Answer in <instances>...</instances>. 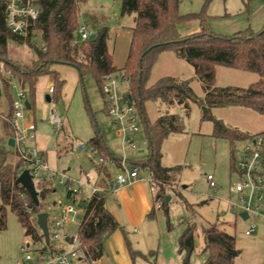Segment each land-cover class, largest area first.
<instances>
[{"label":"trees","instance_id":"trees-1","mask_svg":"<svg viewBox=\"0 0 264 264\" xmlns=\"http://www.w3.org/2000/svg\"><path fill=\"white\" fill-rule=\"evenodd\" d=\"M88 0H35L34 4L41 10V15L31 27L28 37L13 35L5 24V0H0V64L4 63L12 71L14 78L30 93L32 110L36 95V86L43 77H51L55 84L54 101L61 98L65 80L53 68L58 65L71 66L77 69L80 83L93 77L105 98V111L108 104L103 92V85L108 77L124 74L128 84V95L137 114L143 122L149 156L147 159L132 162V166L147 170L157 187V200L162 203L161 209L169 216L167 202L168 191H175L174 184L184 167L181 165L165 167L163 165V145L172 135L187 133L181 116L170 112L160 115L156 121H150L146 104L157 102L168 108L180 107L189 116L192 105H197L201 112V121L213 125L211 137L224 140L231 147V171L235 174L237 160L234 148L237 143L248 142L260 134H251L237 127L226 124L214 115L216 109L243 108L264 116V26L260 31L248 27L233 35L216 33L211 26L212 17L208 8L213 0H202L203 8L199 13L181 15V0H118L121 16L134 17L131 28L132 38L128 56L123 68L114 63L109 50L110 28L101 27L93 32L96 37L82 41L79 35L82 6ZM226 1V0H225ZM92 22L88 28L97 25L98 16H87ZM86 23V22H85ZM196 24L198 31L184 35L182 24ZM41 40V46L35 40ZM27 45L35 58L28 63L17 62L10 57V43ZM45 46L46 51H44ZM173 51L176 56L194 68L195 76L189 80L175 77H164L150 86L149 81L160 55ZM219 67L257 74L259 81L247 88L217 86ZM1 76V75H0ZM201 83L203 95L199 96L192 87V81ZM3 99L0 102V232L7 230L8 209L17 217L24 229L25 237L32 244H41L37 252L52 254L57 251V244L46 243L38 225V215L48 213L47 199L56 192L55 180L43 178L37 181L39 204H35L29 193L18 183L23 172V163L18 158L13 162L10 154H15L8 141L14 137L13 123L14 95L9 78H2ZM6 108L4 112L2 108ZM63 131V130H61ZM89 145L99 152L105 164L98 170L100 176L95 184L104 193L95 194L87 206V211L79 226V237L87 261L93 264L104 255V236L112 235L120 229L115 217L107 209V192L113 178L107 162L121 167V159L115 158L106 145L105 136L97 131L90 139ZM129 163V162H128ZM178 194L189 216L185 218V229L179 239V251L184 254L183 264H190L196 251V241L203 244V254L207 255L204 264H235L241 255L237 248L236 236L229 234L224 223L199 225L193 216L194 207L181 193ZM25 196V198H23Z\"/></svg>","mask_w":264,"mask_h":264},{"label":"rangeland","instance_id":"rangeland-1","mask_svg":"<svg viewBox=\"0 0 264 264\" xmlns=\"http://www.w3.org/2000/svg\"><path fill=\"white\" fill-rule=\"evenodd\" d=\"M202 8V0H181L179 11L181 15H187L199 13L202 11ZM208 14L212 17L210 21L211 26L218 34L233 35L248 27H251L257 32L264 26V0H213L208 8ZM89 15L98 16L99 18L96 26L93 28L89 27L90 32L93 33L101 27L110 28V39L108 42L109 50L114 57L115 65L119 69L123 68L130 48L132 38L130 27L134 24V17L126 16L123 18L121 16L120 2L118 0H88L87 3L82 6L81 25H92L91 20L87 18ZM180 29L184 35L199 30L194 23L182 24ZM34 42L38 47L41 46V40L39 38ZM9 51L11 59L17 62L28 63L35 58L33 51L27 45L11 42ZM56 67L60 68L58 71L66 82L61 93V98L55 102L56 110L63 119L64 127H62V130L63 128L64 130L60 132L61 135L59 136V132L50 126L48 122L41 123L40 120L39 122L41 124L40 126H42L43 133L54 141L58 139V137H65L63 133L66 131L64 142L59 146V159L49 152V162L51 164L57 162V171L60 174H65L73 181H85L89 178L91 182H95L99 174L97 168L90 160L92 148L89 145V141L96 135L97 131H100L105 136L109 152L115 158H126L129 162V168L132 167V162L147 159L149 150L146 142L144 125L138 114H136L135 117L137 118L139 131L128 134V136L134 140L137 150L127 149V151L124 152L121 139L117 135V128L112 124L111 118L105 111V98L102 91L97 86L95 79L93 77H88L85 79L84 85H82L77 69L66 65H58ZM188 71L195 76L194 68L191 65L185 61L179 60L173 51H167V53L155 64L149 83L157 82L160 78L167 76H179L183 79H188ZM119 75L120 74L116 75L115 78L120 79ZM48 80L49 78L46 77L41 78V84L39 86L42 88L45 84L44 82H48ZM257 81H259V76L257 74L225 67H220L217 76L218 87L239 86L246 88ZM192 82H194V90L196 89L199 96H202L203 89L201 83L197 80H193ZM117 89L120 99L128 95L127 83L120 81ZM13 95L15 98V93H13ZM36 96H38V93L35 95V99ZM42 96L46 109H49V103L45 101V95ZM35 99L34 101L37 100ZM25 100H31L28 90H26ZM122 107H124V104H122ZM1 110L5 112L6 108L3 107ZM32 111L33 110H30L29 113ZM146 111L152 122L167 111L181 116L185 122L186 131L194 138L193 148L196 151L193 155V164L188 169L189 171L184 174L186 168H188L187 166L186 168L184 167L185 162H183L184 154L189 148L188 140L182 143L184 144L183 147H181V145L176 147L179 149L176 152V156L173 155L172 158H170L168 154L169 162L166 160L167 164L173 166L181 165L184 167L180 177L174 184L175 191H168L167 193L168 197L172 198L169 204V211L173 219L175 232L182 231L183 227L185 228L182 220H185V218L189 216L184 203L178 194L175 193L178 192L183 195L185 192L180 186V180H182V178L190 182L189 184L184 183L185 185H189V189L184 195L188 203L191 205L196 204V206H194L196 211L193 215L195 216V222L200 226L206 225L215 221V215L217 214L226 218V208L232 204L237 205L239 202L238 195L231 191V186L237 183L238 178L231 171L230 144L229 159L226 161L219 152H217L214 144L211 143L217 140L213 139L211 136L205 135L212 132L213 125L210 122L201 121V112L197 105H192L189 116L178 106L168 108L157 102H148L146 104ZM41 112L39 111L38 115H40ZM238 112L241 111L229 108L219 109L214 115L228 125L246 127V129L252 133L264 131V116L253 111H243L247 113L240 114H238ZM0 133L2 134L1 130ZM177 138H183L185 140V136H172L168 141L166 147L167 151L172 149V146L174 147L173 142ZM195 138L200 139L198 144ZM203 138L206 140V143H211L212 145H209V147L204 145V150L202 152ZM54 144L56 143L54 142ZM244 145L245 142L236 144L234 148L236 159H239ZM80 147H83V149L81 150ZM9 159L15 162L18 156L17 154H10ZM106 164L109 167L112 163L109 160ZM111 168V176L114 181L118 171H116L115 167ZM83 170H85L87 174H84ZM207 174H212L214 176L217 184L215 190L210 188L206 180ZM59 180L60 178H58V181ZM58 181H55L54 186L56 192L47 199V203L50 204L47 207V212L49 214L51 234L55 230L54 218L57 216L56 211H54L55 207L52 205L54 201L64 206L73 205L78 208L77 205L72 204L67 199L65 187ZM204 201H207V203L202 205L201 202ZM1 203L0 193V204ZM255 204L261 206V213L263 214L264 201H255ZM240 207L241 204H239L238 208H235L233 212V220L235 221L232 222L233 225L231 227L233 234L236 236L237 248L241 250V255L237 258L235 264H264V224L262 215L244 220L240 217ZM227 216H229V214H227ZM82 219L83 214H80L78 217V224L82 222ZM78 224L68 226L71 235L78 233ZM253 224H256L257 230L253 235L247 236L246 231L250 229ZM7 225V230L0 232V264H17L21 261L23 258L21 248L24 244L26 245L31 242L32 250L36 252L41 249V244L34 245L30 238L25 237L24 229L19 223L16 215L10 209H8ZM225 226L226 224L224 225L226 229ZM51 242L55 243L53 240H51ZM75 264L88 263L75 262Z\"/></svg>","mask_w":264,"mask_h":264},{"label":"built area","instance_id":"built-area-1","mask_svg":"<svg viewBox=\"0 0 264 264\" xmlns=\"http://www.w3.org/2000/svg\"><path fill=\"white\" fill-rule=\"evenodd\" d=\"M35 0H5V24L9 31L18 37L26 38L30 33L32 26L38 21L41 10L34 4ZM79 35L82 41L88 40L92 35L87 25L82 24L79 28ZM46 51L45 46H42ZM0 89L3 90L2 78H9L11 90L15 93L13 102V123L15 126L14 139L15 145L13 150L23 163V171L28 170L33 177L34 183L43 178H50L58 181L65 187L66 194L72 204L77 205H59L55 206L57 216L54 218V232L50 233V241L53 240L57 244V251L52 254L36 252L32 250L31 242L24 244L21 248L23 258L17 264H75V262H87L86 255L82 250V243L79 234L71 235L65 230L68 224H78L76 217L87 211V206L92 197L98 193H104V190L95 184L85 181H73L65 174H60L53 170L46 155L37 147L30 146L31 142L36 141V126L34 122H25L26 115L29 112L26 106V89H24L12 71L5 67L4 63L0 65ZM120 79L115 76L108 77L103 85V92L108 104L107 114L112 120V124L117 128V135L121 139L122 149L124 152L129 150H137L134 140L128 136L129 133L139 131L137 125V110L131 101L129 95L120 99L118 94V84L120 81L127 83L124 74L119 75ZM48 95L51 97L49 103V123L59 133L63 127V119L56 110L54 95L55 84L49 87ZM124 104V107H122ZM4 117V112L2 115ZM83 149V148H81ZM90 160L97 169H101L105 164L104 159L99 152L92 149ZM236 177L238 181L231 186V191L238 195V203L241 204V213H247L248 218H256L262 215L264 224V213H261V206L256 205L255 201H264V136L258 135L252 140L245 143L242 153L237 160ZM140 168L133 166L128 168V160L121 159L120 171L116 179L112 183V189L117 190L122 186H131L140 179ZM206 180L212 190L217 188L215 178L212 174L206 175ZM150 184L152 191L157 195V187L151 178ZM173 189L175 187L173 186ZM25 198V196H23ZM156 207L161 209L162 203L156 200ZM232 204L233 208H238V204ZM49 225V220H48ZM79 226L81 225L78 224ZM257 230L256 224H253L246 231L247 236H251ZM50 232V227H49ZM65 243L66 248H62L61 244Z\"/></svg>","mask_w":264,"mask_h":264},{"label":"crops","instance_id":"crops-1","mask_svg":"<svg viewBox=\"0 0 264 264\" xmlns=\"http://www.w3.org/2000/svg\"><path fill=\"white\" fill-rule=\"evenodd\" d=\"M132 27H130V30ZM165 53L167 52L162 53L159 59L163 55H165ZM53 69L58 71L60 68L59 67L57 68L55 66ZM219 69L220 67L218 68V71ZM218 71H217V76H218ZM188 76H189L188 79H183L182 77H179V76L175 78L189 80V79H192L194 75H192L188 71ZM167 77H171V76H167ZM46 78H49V80L48 82H44L45 84L44 86H42V88L39 86L41 84L40 80L36 86V94L38 93V96H36L37 100L35 99L36 101H34L33 111L31 113L29 112L27 113L25 122L26 123L34 122L36 126L37 138H36V141L30 143V146H37L46 155V159L50 167L53 170L57 171L58 170L57 162L52 163V164L49 162V152L59 159L60 157V150H59L60 147L59 146L62 142H64V139L66 137V133H65L66 131H64L63 133L65 137L64 136L61 138L58 137V139H55L54 141L53 139H50L43 133L42 126H40L41 124L39 120L41 121V123L43 122L49 123V109L48 108L46 109V105L43 102L42 95H45V101H46V97L48 96L49 87L52 84H54V80L52 78L50 77H46ZM61 79H63V77H61ZM155 83L156 82H151L149 83V85L152 86ZM193 84L194 82H192V87H194ZM236 87H239V86H236ZM194 91L197 93L196 89ZM197 94L199 95V93ZM2 101H3V90L0 89V102ZM229 109H236V111H241V112H238V114L247 113L243 111H251V110L243 109V108H229ZM218 110L219 109L214 110V114ZM39 111L40 112L42 111L40 115H38ZM237 128L241 129L242 131L251 133V134L262 133V132H256V133L249 132L248 129H246V127H237ZM212 132H213V129H212ZM212 132L209 134H205V135L211 136ZM60 135L61 134L59 133V136ZM172 136H170L163 145V154H164L163 165L165 167H173V165L167 164L166 160H168L169 162V155H170V158H172L173 155L176 156V152L179 150L176 147L179 145L183 147L184 144L182 143L187 142L188 140L189 148L185 152L184 158H183V162H185L184 167L185 168L186 166L188 167L186 168V171L184 172L185 174L187 171H189L188 170L189 167L192 166L193 164V161H192L193 155L195 154V151H196L193 148L194 138L191 137L188 132L185 134L179 135L181 137L185 136V140L183 138L175 139L173 142L174 147L172 146V149L167 151L166 147L168 145V141L170 140ZM195 140L197 144L200 141L199 138H195ZM54 142L56 144H54ZM211 143L214 144L215 149L217 150V152H219V154L223 157V159L227 161L229 159V154H230L229 143L224 140H217ZM211 143H206V140L203 138L202 140L203 146L201 148L202 149L201 151L203 152L204 145L209 147V145H212ZM8 146H9V143H8ZM81 148L83 147H80V149ZM166 151H167V156H166ZM111 167H115L116 171H118L119 173L120 169L117 168V166L113 163L111 164V166L108 167V170L110 171V173L112 171ZM142 170H140L139 181L134 183L131 186H122V187H119L117 190H113L112 186H110L109 191L107 192L106 206L109 212L115 217V219L119 223L120 229L117 230L112 235L104 236V255L99 261H96L93 264H183L184 254H181L179 251V239L185 228L183 227L182 231L175 232L173 219L170 216L171 215L170 211H169V216H168L165 210L158 209L156 207L157 195L154 194V192L152 191V185L150 184L151 175L147 170H143V171ZM83 172L84 174H87L85 170H83ZM99 178L100 176L97 178L95 182H91L90 179L88 178L87 180H85V182L96 184ZM182 180H183V183H182ZM182 180H180V186L183 189V191H185L183 193V196L185 198L184 194L189 189V185H185V184H189L190 182L188 180H184V178H182ZM66 197L69 200L68 196ZM201 203L203 205V204H206L207 201H204ZM52 205L54 207L55 206L57 207L58 202L54 201ZM59 205H63V204H59ZM192 206L194 207L196 206V204L195 205L193 204ZM229 206L226 208V218L221 217L220 214H217L215 215L216 220L210 223H224L226 224L225 226L226 231L229 234L234 235L231 227L233 225L232 222L235 221L233 220V216H234L233 212L235 211V208H233L232 205H229ZM227 214H229V216H227ZM241 214H240V217H241ZM79 215L76 217L77 222H78ZM247 219H244V220H247ZM182 223L184 224V219L182 220ZM70 225H77V224L66 225L65 230L69 233L70 231L68 230V226ZM66 246L67 245L64 242L61 244L62 248H66ZM206 259H207V255L203 254V244L201 240L198 239L196 241V251L192 256L190 264H204Z\"/></svg>","mask_w":264,"mask_h":264},{"label":"water","instance_id":"water-1","mask_svg":"<svg viewBox=\"0 0 264 264\" xmlns=\"http://www.w3.org/2000/svg\"><path fill=\"white\" fill-rule=\"evenodd\" d=\"M96 35L95 34H92L90 36L91 39L95 38ZM46 101L48 103L51 102V97L48 95L46 97ZM26 106H27V109L28 110H31L32 107H31V104L29 101L26 102ZM9 146L10 147H14L15 145V142H14V139H10L9 140ZM18 183L27 190V192L29 193V195L31 196V198L33 199V201L35 202V204H39V194H38V191L36 189V185L34 183V180H33V177L32 175L30 174V172L28 170L26 171H23L19 178H18ZM170 200V197H167V202ZM241 217L243 219H247L248 218V214L247 213H242L241 214ZM38 219V225H39V228L41 229L44 237H45V241L47 244L50 243V232H49V225H48V220H49V214L48 213H42L40 215H38L37 217Z\"/></svg>","mask_w":264,"mask_h":264}]
</instances>
